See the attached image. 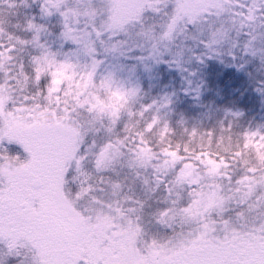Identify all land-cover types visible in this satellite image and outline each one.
I'll list each match as a JSON object with an SVG mask.
<instances>
[{
	"label": "rangeland",
	"instance_id": "374dc122",
	"mask_svg": "<svg viewBox=\"0 0 264 264\" xmlns=\"http://www.w3.org/2000/svg\"><path fill=\"white\" fill-rule=\"evenodd\" d=\"M167 1L183 3L60 0L44 15L45 0H0V67L32 108L18 117L0 105V190L20 197L36 130L50 133L51 185L43 203L22 198L27 214L0 219V264H52L62 249L89 264H164L192 231L264 241V30L226 16L221 1L190 17L162 14ZM29 20L42 25L38 39ZM92 199L103 234L70 240L81 228L69 216ZM60 264L75 262L65 254Z\"/></svg>",
	"mask_w": 264,
	"mask_h": 264
},
{
	"label": "flooded vegetation",
	"instance_id": "af4514ba",
	"mask_svg": "<svg viewBox=\"0 0 264 264\" xmlns=\"http://www.w3.org/2000/svg\"><path fill=\"white\" fill-rule=\"evenodd\" d=\"M217 1H221L225 5V8L222 11L229 18L236 17V19L239 18V20L241 19L240 21L251 24L252 26H262L264 28V0H183V3L177 1H170L169 3V1H167L168 5L171 4L169 5L171 6L170 11L167 12L165 6L163 7L162 14H166V16H168L170 14L169 12H173V8L180 7L182 13H180V15L190 17L194 15L200 6L206 4L207 8H204L203 11L206 14L211 15L216 13V9L213 10V8H215V3ZM129 6L130 9L133 10L137 5L136 3H129ZM209 7L213 8L208 9ZM136 11L138 13L140 12L139 9ZM25 176L28 175L21 174L22 178ZM5 192L7 193L8 205L5 215H8L10 212H20L21 209L24 213H28V209L23 208L21 195H19L20 197L14 195L12 190H7ZM85 205V208L83 207L82 210L72 211L74 217L69 216L68 218L69 221L67 222L69 228H71L72 221L75 219L78 221L76 222L78 227L81 228L80 231H73L72 234L71 230L69 231V235H73L70 236V240H81L84 237H89L94 240L101 237V234H103V229L101 227H97L96 222L91 220L94 213L92 210H94V207L98 204H96L95 200L92 199L90 200L89 205ZM64 207L66 208L67 205H64ZM88 209H90V211H88ZM69 212H71V210H69ZM77 215L81 216L86 221L84 220L83 222L82 220H79ZM80 232L82 234L81 236ZM228 233L225 229H218L215 233H210L209 236L203 235L198 237L196 232L192 231V236L184 235L182 237H178L176 238L178 249L176 250L177 253H175L176 255L174 257H191L192 259L201 262V264H229L230 261H232L233 264H253L257 258H261L263 256L262 250H264V248H261L264 243L263 236H257L256 234L253 235L246 232L243 233L240 230L228 231ZM70 251L72 250L70 249ZM70 251L66 252L65 249H62L60 253L57 251L53 254H49L50 257L53 258L51 263L53 264V262L56 261V264H60L62 257L66 254L67 257H70L71 260L75 262V264H89L86 259H83L81 256H77L74 252L70 253ZM251 257H253V259H251ZM166 261L168 260H164V262ZM160 263L161 262H158L156 264Z\"/></svg>",
	"mask_w": 264,
	"mask_h": 264
},
{
	"label": "snow or ice",
	"instance_id": "6c2138e0",
	"mask_svg": "<svg viewBox=\"0 0 264 264\" xmlns=\"http://www.w3.org/2000/svg\"><path fill=\"white\" fill-rule=\"evenodd\" d=\"M60 0H45V3L41 4V11L44 15H51L52 9L55 8L56 11H60L59 8ZM46 4L51 5V7H47ZM62 16L67 19V11L60 12ZM175 21H173L172 24H169L168 26V32H166L164 35L169 36L171 33V30L174 26ZM28 28L34 29L36 32V39L39 38V31L42 27V25H38L34 22V20L28 21ZM122 23L118 22H112L108 25L109 29H121ZM67 27V25H66ZM107 30V29H106ZM71 31V30H69ZM65 38H69L68 34L65 33ZM97 35H100V31L97 30ZM73 41L76 43H79L78 40L73 38ZM89 51L92 49L89 47ZM49 53L45 52L44 56L47 57ZM4 53H0V57H3ZM201 62H203L201 60ZM95 67V63L93 64V68ZM88 78L91 79L92 72L89 71L87 73ZM41 77L37 75V79H40ZM4 86L0 85V93H3ZM137 90L133 89L131 90V95H135V92ZM170 100H165V104L170 103ZM155 103V102H154ZM151 105L145 106V108H150ZM50 135V133L43 131V130H36L35 132L29 133V136L32 138L31 143H29L28 140H25L24 146L28 149V151L31 152L32 158L30 161V167L32 169V173L28 175L21 186L20 195L21 197L27 201V199L33 195L40 197L42 203L44 199L47 197L49 191H50V176H49V167H48V160H47V152L44 148V142L47 138V136ZM251 135H256V133H252ZM3 133L0 132V139H2ZM8 205H7V193H5L3 190H0V219L3 218L7 211ZM6 237V233L4 232L3 228L0 227V238ZM17 241L15 237H7V248L9 255H16L17 252ZM164 264H201V262L196 261L192 259L191 257H174L166 262Z\"/></svg>",
	"mask_w": 264,
	"mask_h": 264
},
{
	"label": "trees",
	"instance_id": "16d2710c",
	"mask_svg": "<svg viewBox=\"0 0 264 264\" xmlns=\"http://www.w3.org/2000/svg\"><path fill=\"white\" fill-rule=\"evenodd\" d=\"M230 22H232V21H230ZM4 67L5 66L0 67V85L4 86L2 98H0V105L4 110L10 111L11 112L10 114L17 116L18 114H16V113L24 111L28 107L24 108V106H26L25 105L26 103L24 102L25 100L21 101L20 98L16 96V94H17L16 88H14V86L12 85L10 80L9 81L7 80L8 74L10 73L8 71H10V70H7V68L5 69ZM14 93H15V95H13ZM7 94H9V96H7ZM21 103H24V105L20 106ZM28 109H30V108H28ZM29 111H32V108ZM25 115H27V113L21 112V114L18 115V117H24ZM88 115L91 118L92 115H90V114H88ZM78 122H79V119H78ZM80 123H81V121H80ZM257 263L258 264L259 263L264 264V252H263V257L260 260L259 259L255 260L254 264H257Z\"/></svg>",
	"mask_w": 264,
	"mask_h": 264
}]
</instances>
